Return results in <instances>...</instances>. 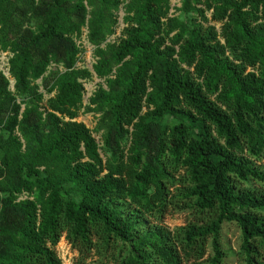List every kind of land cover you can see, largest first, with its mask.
I'll list each match as a JSON object with an SVG mask.
<instances>
[{
  "label": "trees",
  "instance_id": "16d2710c",
  "mask_svg": "<svg viewBox=\"0 0 264 264\" xmlns=\"http://www.w3.org/2000/svg\"><path fill=\"white\" fill-rule=\"evenodd\" d=\"M173 1L0 0V264H264V0Z\"/></svg>",
  "mask_w": 264,
  "mask_h": 264
},
{
  "label": "rangeland",
  "instance_id": "374dc122",
  "mask_svg": "<svg viewBox=\"0 0 264 264\" xmlns=\"http://www.w3.org/2000/svg\"><path fill=\"white\" fill-rule=\"evenodd\" d=\"M174 6H181L180 1L174 0L173 1ZM123 12H120L119 14V21H120V26L117 30V34L112 37L113 39H116L117 37L120 36L121 30L124 28L123 24ZM87 45V51L82 57V62L80 63V66H87L89 68H93V65L95 63V58H94V47L92 45H89L86 42ZM8 59H9V54L8 52L2 53L0 55V60H1V65L2 68L5 70L7 75L11 77L9 73V67H8ZM54 68V67H53ZM11 79V78H10ZM41 82V80H39ZM14 79H11V89H14ZM100 83H103L101 79L96 77L94 81H90L86 83V89L87 92L85 93V104L88 105L90 102V97L93 96L94 92L97 90L98 85ZM44 90V89H43ZM48 97V94L46 93V99ZM98 116L95 114H85L82 113L80 117L77 119L79 122H85L90 128L94 129L96 126V123H98ZM96 136L97 140L100 141V135L97 134L96 132L94 133ZM187 222V216L183 213H171L169 217L164 221L163 225L167 227L169 230H176L179 227H182L186 225ZM223 242L225 245L226 250L229 252L227 256V261L229 264H242L237 261L236 256L233 254V251L238 250L240 242H241V230L237 226V224L234 223H227L223 226ZM57 251L64 261V264H76L78 253L74 251L72 248L71 244L67 241V239L64 237L61 241V243L57 247ZM212 251V248H211ZM91 261H88L87 264H90Z\"/></svg>",
  "mask_w": 264,
  "mask_h": 264
}]
</instances>
